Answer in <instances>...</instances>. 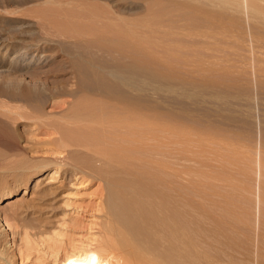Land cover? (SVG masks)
Wrapping results in <instances>:
<instances>
[{
	"label": "rangeland",
	"instance_id": "374dc122",
	"mask_svg": "<svg viewBox=\"0 0 264 264\" xmlns=\"http://www.w3.org/2000/svg\"><path fill=\"white\" fill-rule=\"evenodd\" d=\"M249 1L201 0L204 9L185 14L183 36L167 27L149 60L142 48L139 58L120 54L97 33L148 19L157 0H0V120L23 149L10 154L0 142V191L16 189L0 197V264H55L56 251L104 237V165L72 146L53 154L59 135L43 123L59 118L72 84L99 89L97 75L123 71L137 73L140 95L185 118L188 263L264 264V0L254 10ZM34 91L57 96L40 104L42 124L32 119L38 103L16 98Z\"/></svg>",
	"mask_w": 264,
	"mask_h": 264
},
{
	"label": "bare ground",
	"instance_id": "6f19581e",
	"mask_svg": "<svg viewBox=\"0 0 264 264\" xmlns=\"http://www.w3.org/2000/svg\"><path fill=\"white\" fill-rule=\"evenodd\" d=\"M164 1L166 4L157 0V12L147 17L148 19L130 25L107 24L102 30H97V36L100 41H108L120 54L127 51L135 58L142 48L149 60L153 59L157 56L155 46L163 42L159 35H171L172 31L167 27H173L175 32L172 34L176 33L174 37H182L186 32L185 14L199 8L204 9L201 0ZM249 2L253 10L259 8L254 0ZM166 21L172 24L168 25ZM172 47L169 53L173 54L175 50ZM17 55L16 52L11 64ZM136 74L123 71L110 76L97 75L100 88L89 91L79 87V83H76L77 88L72 84V89L65 91L72 100L65 101L66 108L56 114L58 119L51 121L40 122L41 117L36 115L40 113V106L44 101L53 102L57 96L46 95L43 99L44 94L36 91L32 95L27 93L26 97L15 95L26 105L31 104L30 108L35 114H30L33 116L30 118L40 124L44 122L46 132L59 135L51 141L56 147L53 154H61L66 150L71 153L73 149H67L71 146L75 151L91 154V157L96 158L95 161L104 165L105 168L102 166L99 174L101 177L106 174V181L110 184L104 237L99 241L88 239L87 243L74 245L64 250L62 256L60 250L56 251L53 253L55 264H189L185 200L187 191L184 183L187 124L183 116L175 115L170 108L157 107L153 103L155 97L152 93L140 95ZM29 101H36L38 105L29 104ZM26 109L29 110L27 107ZM11 131L10 126L0 120V142L10 154L22 152L19 141ZM171 156H177L179 162L176 161L180 166L178 169H170V160H173ZM92 161L78 160L73 164L75 167L82 165L95 169L94 166L97 165ZM173 162L175 160L172 164ZM177 163H174L175 166ZM60 168V164L55 166L51 170V177H55ZM15 190L6 188L0 191V197H7Z\"/></svg>",
	"mask_w": 264,
	"mask_h": 264
}]
</instances>
